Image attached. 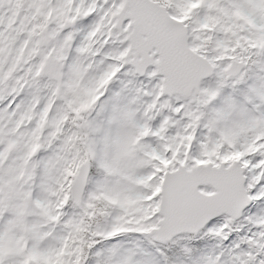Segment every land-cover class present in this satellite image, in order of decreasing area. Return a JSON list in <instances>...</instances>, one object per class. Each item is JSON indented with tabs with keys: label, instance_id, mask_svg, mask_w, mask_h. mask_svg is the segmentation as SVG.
Returning a JSON list of instances; mask_svg holds the SVG:
<instances>
[{
	"label": "snow or ice",
	"instance_id": "1",
	"mask_svg": "<svg viewBox=\"0 0 264 264\" xmlns=\"http://www.w3.org/2000/svg\"><path fill=\"white\" fill-rule=\"evenodd\" d=\"M0 264H264V0H0Z\"/></svg>",
	"mask_w": 264,
	"mask_h": 264
}]
</instances>
